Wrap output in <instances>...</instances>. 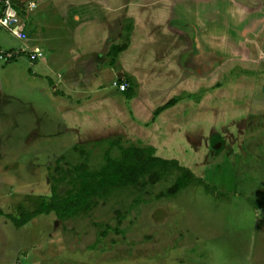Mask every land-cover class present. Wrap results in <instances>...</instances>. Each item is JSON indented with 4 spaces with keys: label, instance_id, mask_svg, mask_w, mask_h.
I'll return each instance as SVG.
<instances>
[{
    "label": "rangeland",
    "instance_id": "rangeland-1",
    "mask_svg": "<svg viewBox=\"0 0 264 264\" xmlns=\"http://www.w3.org/2000/svg\"><path fill=\"white\" fill-rule=\"evenodd\" d=\"M157 2L150 1V12ZM215 2L223 7L226 0ZM236 2L263 12L246 17V31L237 30L235 15L229 19L240 25L233 23L232 30L202 32L212 46L209 65L208 49L200 47L192 75L165 73L159 48L151 57L146 53L154 36L138 39V59L125 67L148 78L139 83L146 93L140 91L142 107L127 106L118 88L121 63L103 70L110 91L102 98L107 87L101 78L93 71L79 78L80 62L72 57L59 60L49 80L33 75L37 48L28 39L22 50L21 41L0 27L6 46H19L7 51L17 61L0 65V264H264V5ZM222 13L215 17L221 27ZM22 14L30 17L25 9ZM124 22L119 45L130 37L132 20ZM184 31L168 34L190 40L192 33ZM70 43L75 54L78 42L71 36ZM113 47L109 61L116 57ZM186 50L185 42L178 45L180 53ZM126 77L130 87L138 86ZM161 88L188 99L158 113L171 99L157 95ZM119 146L153 149L178 166L95 198L72 218L51 212L15 226L9 215L65 195L77 180V166L97 171L106 151L117 153Z\"/></svg>",
    "mask_w": 264,
    "mask_h": 264
},
{
    "label": "crops",
    "instance_id": "crops-1",
    "mask_svg": "<svg viewBox=\"0 0 264 264\" xmlns=\"http://www.w3.org/2000/svg\"><path fill=\"white\" fill-rule=\"evenodd\" d=\"M14 1L21 9L19 11L22 18L26 20L30 46L36 47L39 52L38 55L40 56V59L36 60L37 64L31 66L33 75H39L49 80L51 75L54 77V69H58L57 63H60L59 60L64 59L63 64H65L68 58L72 57V62H80L78 73L82 72V75H78L79 78L87 76L88 74L90 75L91 71L94 72V76L97 79H99L98 77L101 78V84H104L107 87V90L103 89L99 96L105 98L106 92L110 91V89L108 88V80L107 78L105 79L106 76L104 73L106 72L103 70L105 68L107 70L108 67H116L119 63H121L124 70L122 72V82L127 81L129 83V88L127 91L123 90L120 92L125 99L128 100L127 106L129 107L130 105L131 107H142L141 103L138 104L140 91L146 94L145 88H143V85H140L139 83L142 81L145 82L148 78L144 77L141 73L136 72L134 68L131 67L132 65L125 67L127 63H132L133 60L136 61L138 59L135 55V45L138 44L139 38H147L150 40V38L154 36L156 43L149 44L146 47V53H148V57H151L154 49L156 47L159 48L160 65H164L165 73H172L171 75L173 76L174 73L175 75H179L181 73L192 75L193 69L190 65L192 64L193 66L194 62L197 64L200 63L199 57L202 56L198 53L200 47L208 49L206 53L207 59L205 60V65L206 67L209 65V49L211 48L212 50V46H210V44L202 38V32L209 33L210 31H230L233 29V23H237L236 25L238 26L240 25V22L241 25L237 30L241 28L242 31H246V17L248 15L261 14L263 12L262 10L258 11V9H254L256 7L253 8L254 11H249L248 8L244 6L245 4H241V2H238V7L235 6V3H237L236 1L247 2L248 0H226L223 7L220 4L217 6L215 0H201V2L197 3H193L194 0H158L157 5H155L156 7H153L151 12V0ZM141 1L142 7L137 8V4ZM254 1L255 4H257L256 6L261 4L264 5V0ZM31 2H35L36 4L34 8L30 7ZM23 9L26 10L30 17H25L22 14ZM118 9L120 10L116 13V10ZM221 12H223L222 17L225 20L224 26L222 27L215 25V17H218ZM1 13L2 5L0 3V16ZM118 14L120 15L118 16ZM235 15L238 17L240 22H234L229 19L231 16ZM128 19L132 20V24L131 29L129 30L130 37L128 38L127 47L126 49L116 53L115 60L111 57V60L109 61L110 50L114 45L120 44L124 31V21ZM143 24L149 31L155 32V35L150 33L146 35ZM62 30H64V34H60ZM184 30H189L192 33L190 40H178L171 38V34H168L170 32L182 33L185 32ZM2 31L3 30L0 29V65L3 63H11L9 60H6L3 55H5V53L8 54L7 51H10L11 49L13 50L19 47L11 44L10 46H6V42L8 40L6 39L7 37L5 34L1 33ZM185 33H187V31ZM1 34H4V37H1ZM71 36L78 42V50L75 49V54L71 53V51L74 53V50H71L70 46L72 45V43H70ZM85 38L86 40H84ZM182 42H185L187 45V50L180 53L178 51V45ZM163 45L167 46L164 50L161 48ZM42 49L46 51L45 59H41L43 56V52H41ZM194 50H196V53H193ZM20 58L25 59L24 56H20L18 59ZM84 63L85 65L86 63H89L90 65H93V67L90 66L89 70H87L86 67L83 66ZM167 63H169V65H173L174 70L171 68L167 69ZM153 69H155V67L152 68V70ZM99 70H101V72H99ZM196 73L198 74L197 71ZM126 76L133 77L137 81L138 86L135 85L134 87H130V80H128ZM3 91L4 89L0 83V101L2 96L5 94ZM156 93L157 95L171 96L170 100L173 98L178 99L176 104L164 108L160 111V113H163L169 108L188 99H182L181 95L176 96L175 89L166 88L165 93L163 88H161V91ZM170 100H168L167 103ZM136 104H138V106ZM2 114L1 108L0 121L4 116Z\"/></svg>",
    "mask_w": 264,
    "mask_h": 264
},
{
    "label": "trees",
    "instance_id": "trees-1",
    "mask_svg": "<svg viewBox=\"0 0 264 264\" xmlns=\"http://www.w3.org/2000/svg\"><path fill=\"white\" fill-rule=\"evenodd\" d=\"M18 9L21 10L19 7ZM126 47L127 44L114 45L113 48L118 53ZM8 60L14 62L16 58L12 57ZM126 83L129 85L127 81ZM177 102L178 99L173 98L159 108L158 113ZM104 156L105 162L97 171H90L84 165L77 166L75 168L78 171L77 180L65 195L61 197L55 195L52 201H45L34 211L25 212L19 216L9 215L15 226L20 228L35 217L51 212H55L62 220L72 218L81 210L89 209L95 198L108 197L114 191L137 185L148 174H156L169 165L178 166L177 162L157 156L153 149L138 146H119L117 153L108 149ZM206 188L210 192L215 191L208 184ZM2 213L0 210V214Z\"/></svg>",
    "mask_w": 264,
    "mask_h": 264
},
{
    "label": "built area",
    "instance_id": "built-area-1",
    "mask_svg": "<svg viewBox=\"0 0 264 264\" xmlns=\"http://www.w3.org/2000/svg\"><path fill=\"white\" fill-rule=\"evenodd\" d=\"M0 3L2 5L0 27L20 40L22 43L20 48L25 50V43L28 40L27 23L20 14L18 4L15 3L14 0H0ZM35 6V2L30 3L31 8H34ZM7 58H12V55L8 53ZM116 85H118V83H116ZM126 88H128V84L126 82L119 84L120 90H125Z\"/></svg>",
    "mask_w": 264,
    "mask_h": 264
}]
</instances>
